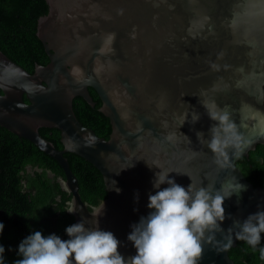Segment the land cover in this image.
I'll return each mask as SVG.
<instances>
[{"label": "water", "instance_id": "obj_1", "mask_svg": "<svg viewBox=\"0 0 264 264\" xmlns=\"http://www.w3.org/2000/svg\"><path fill=\"white\" fill-rule=\"evenodd\" d=\"M47 2L37 36L49 63L30 73L0 50V126L59 162L75 223L92 227L97 220L120 241L126 259L136 254L127 239L131 226L151 211L155 173H170L185 188L219 189L235 177L245 190L225 200V231L205 242L198 262L235 264L229 252L239 229L225 247L227 229L264 210V188L238 167L264 145V0ZM90 88L110 120L109 139L84 126L74 111L76 97L95 107ZM212 113L227 114L226 123L243 137L239 154L209 149L214 135H226ZM41 128L60 130L64 148L45 139ZM66 153L101 172L108 197L99 206L90 209L83 201Z\"/></svg>", "mask_w": 264, "mask_h": 264}, {"label": "trees", "instance_id": "obj_2", "mask_svg": "<svg viewBox=\"0 0 264 264\" xmlns=\"http://www.w3.org/2000/svg\"><path fill=\"white\" fill-rule=\"evenodd\" d=\"M48 13L47 0H0V50L30 73L36 65L50 61L37 36L38 21ZM90 90L97 106L93 109L83 98L76 97L74 111L84 126L109 139L110 120L97 110L100 99L96 91ZM40 133L58 150L64 148L60 130L41 128ZM65 157L78 179L83 201L90 209L99 206L108 197L101 172L74 153H66ZM238 167L254 186L264 188V145H258L249 158H241ZM65 180L58 161L0 126V223L5 226L0 245L5 248V264L22 259L19 245L35 231L69 238L65 229L75 223V217L70 213L73 197L65 188ZM261 237L255 249L238 240L237 247L229 252L235 264H264L259 251L264 247V233Z\"/></svg>", "mask_w": 264, "mask_h": 264}, {"label": "clouds", "instance_id": "obj_3", "mask_svg": "<svg viewBox=\"0 0 264 264\" xmlns=\"http://www.w3.org/2000/svg\"><path fill=\"white\" fill-rule=\"evenodd\" d=\"M210 118H218L225 125L226 135L223 138L214 135L209 149L227 156L225 150L233 148L239 154L243 137L235 131V125L226 123L227 114L218 117L212 113ZM198 119L194 116V121ZM202 135L198 132V139ZM169 176L170 173L162 170L155 173L156 191L149 194L147 205L151 211L131 226L127 239L136 249L134 256L127 259L122 256L120 241L112 232L101 230L97 220L92 227L82 220L65 229L69 237L66 240L56 234L45 236L40 231L33 232L20 243L18 255L22 259L14 264H198L205 242H211L215 232L225 231L221 227L226 219L225 200L239 196L245 186L232 177L219 189L213 184L197 188L193 183L185 188ZM165 184L168 186L162 188ZM4 227L0 223V235ZM234 228L239 229L235 238L255 249L264 233V210L250 214L243 221L234 220L227 229L225 247L231 246ZM259 251L264 259V247ZM4 253L5 248L0 245V264H5Z\"/></svg>", "mask_w": 264, "mask_h": 264}, {"label": "flooded vegetation", "instance_id": "obj_4", "mask_svg": "<svg viewBox=\"0 0 264 264\" xmlns=\"http://www.w3.org/2000/svg\"><path fill=\"white\" fill-rule=\"evenodd\" d=\"M91 89V88H90ZM89 89V91H90V94H91V90ZM91 96H92V94H91ZM99 97V96H98ZM92 98H93V101L95 102V107L97 106V104H98V102L94 99V97L92 96ZM100 99V98H99ZM100 102H101V100H100ZM87 103V102H86ZM88 104V103H87ZM90 106V105H89ZM101 106H102V102H101V104L97 107V110L99 111V109L101 108ZM91 107V106H90ZM95 107H92L93 109L95 108ZM100 112V111H99Z\"/></svg>", "mask_w": 264, "mask_h": 264}, {"label": "rangeland", "instance_id": "obj_5", "mask_svg": "<svg viewBox=\"0 0 264 264\" xmlns=\"http://www.w3.org/2000/svg\"><path fill=\"white\" fill-rule=\"evenodd\" d=\"M28 172L32 173V169H31V168H28ZM49 175L52 177L51 174H49ZM64 185H65V184H64Z\"/></svg>", "mask_w": 264, "mask_h": 264}]
</instances>
